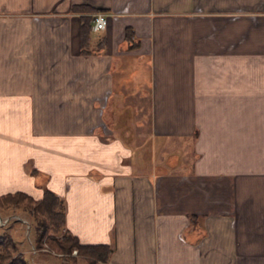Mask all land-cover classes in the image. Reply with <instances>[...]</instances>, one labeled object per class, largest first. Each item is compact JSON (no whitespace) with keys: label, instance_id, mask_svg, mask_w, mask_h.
Instances as JSON below:
<instances>
[{"label":"crops","instance_id":"1","mask_svg":"<svg viewBox=\"0 0 264 264\" xmlns=\"http://www.w3.org/2000/svg\"><path fill=\"white\" fill-rule=\"evenodd\" d=\"M46 188L109 264H264V0H0V195Z\"/></svg>","mask_w":264,"mask_h":264},{"label":"trees","instance_id":"2","mask_svg":"<svg viewBox=\"0 0 264 264\" xmlns=\"http://www.w3.org/2000/svg\"><path fill=\"white\" fill-rule=\"evenodd\" d=\"M92 28L91 15L82 16V36L84 46L89 43ZM127 39L132 45L138 42L133 40L132 28H127ZM85 51V49H84ZM0 208L3 210H21L28 214L31 226L36 229L37 248L50 245L64 255L69 254L74 261L77 256L71 255L75 248L83 255L87 264H109L113 248L108 244H85L70 232L66 227V212L63 198L54 190L46 188L44 195L36 199L23 191L9 192L0 195ZM11 219L8 221L10 222ZM0 264H37L29 259L24 251L19 250L18 243L11 233H0Z\"/></svg>","mask_w":264,"mask_h":264},{"label":"rangeland","instance_id":"3","mask_svg":"<svg viewBox=\"0 0 264 264\" xmlns=\"http://www.w3.org/2000/svg\"><path fill=\"white\" fill-rule=\"evenodd\" d=\"M97 34V33H95ZM0 214L3 217H11L10 222L0 225V233H11L16 239L19 250L24 251L29 259L37 264H87L88 260L79 253L77 261H74L69 254L64 255L45 244L46 250L34 252L33 246L36 242V229L31 226V221L28 214L21 210H3L0 208ZM27 219V222L25 221Z\"/></svg>","mask_w":264,"mask_h":264},{"label":"built area","instance_id":"4","mask_svg":"<svg viewBox=\"0 0 264 264\" xmlns=\"http://www.w3.org/2000/svg\"><path fill=\"white\" fill-rule=\"evenodd\" d=\"M112 17V13L107 12V11H97L93 14L92 16V28L93 30H103L105 28H107L110 19ZM11 219V217H3L0 214V225L5 224L6 222H8ZM25 221L27 222V219H25ZM43 250H46V247L42 248ZM39 250V248H37L35 245L33 246V251L37 252ZM74 255L78 254V249L75 248L72 252Z\"/></svg>","mask_w":264,"mask_h":264}]
</instances>
